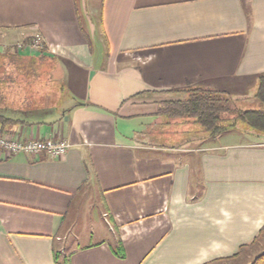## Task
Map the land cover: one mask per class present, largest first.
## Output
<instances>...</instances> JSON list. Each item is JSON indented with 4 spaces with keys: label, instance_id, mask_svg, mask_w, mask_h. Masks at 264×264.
<instances>
[{
    "label": "crops",
    "instance_id": "obj_1",
    "mask_svg": "<svg viewBox=\"0 0 264 264\" xmlns=\"http://www.w3.org/2000/svg\"><path fill=\"white\" fill-rule=\"evenodd\" d=\"M96 1L85 22L77 0H0V30L39 35L55 63L45 101L17 103L1 136L71 144L0 151V264L237 261L264 238V135L212 137L160 111L187 88L264 109V0ZM91 198L108 235L83 244Z\"/></svg>",
    "mask_w": 264,
    "mask_h": 264
},
{
    "label": "trees",
    "instance_id": "obj_2",
    "mask_svg": "<svg viewBox=\"0 0 264 264\" xmlns=\"http://www.w3.org/2000/svg\"><path fill=\"white\" fill-rule=\"evenodd\" d=\"M45 54V51H41V55ZM18 70L14 76L2 72L4 76L0 78V136L3 135L6 125L20 123V121L13 119V116L18 115V112L13 110L17 107V103L23 105L40 95L44 97L45 94L42 91L47 86V82L35 85L33 87L34 91L30 89L31 84H25L28 89L25 87V90H27L25 94L24 88H21L19 83H24L22 77H30L28 75L29 70L27 71L23 67H18ZM45 76L48 77V72ZM38 77L39 74L37 76L35 74V78ZM32 92L34 94H31ZM185 93L187 95L180 100L166 102L160 111V115L167 118V120L176 119L199 124L212 137L222 135L235 128L239 122H244L251 130L264 135V109L240 110L231 99L208 89L187 88ZM257 99L264 105V75L260 77ZM122 251V247L119 246L115 253L119 257H124ZM59 258L58 256L56 258L58 264H69L68 259H63L60 262ZM250 264H264V253L256 256Z\"/></svg>",
    "mask_w": 264,
    "mask_h": 264
},
{
    "label": "rangeland",
    "instance_id": "obj_3",
    "mask_svg": "<svg viewBox=\"0 0 264 264\" xmlns=\"http://www.w3.org/2000/svg\"><path fill=\"white\" fill-rule=\"evenodd\" d=\"M95 1L96 0H77L81 15L85 19V22H87V17L82 13L83 4L85 3V9H87L88 15L91 16V13H94L96 15L98 13L99 5H96L97 1ZM25 36L26 35L22 33V31L0 30V78L4 76L3 73L14 76L19 71L18 67H23L25 70H29L28 75H30V77H22L24 83H19V85H21V88H24L25 90V87L27 89V86H25V84L29 83L31 84L30 89L34 91L33 87L35 85H40L42 82H47V76H45V74L47 72L50 73V71L54 72L53 69L55 68V63L51 61L53 59H50L47 54L41 55V51H45L46 53V49L45 47L37 48L35 46V43L37 42L36 36L29 38H26ZM35 74L36 76L39 74V77L35 78ZM34 79L36 80L35 82ZM16 87H18V85H16ZM57 87L61 88L62 86L61 84L60 86L57 84ZM27 90H25V94ZM46 92L47 94H49V91L47 89ZM31 94H34V92H32ZM47 94H44V97H46ZM51 94L55 96L53 90L51 91ZM65 94L66 92H64V95ZM44 97H41L40 95L38 97L39 102L45 101ZM67 97L68 96L65 95L64 99H61V101L59 102L60 106H62V103H64L66 99H68ZM238 125L240 127H246V124L244 122H239ZM247 129L253 131L250 128ZM90 200L91 201L89 203V208L86 209L85 207L84 209L79 210L78 214L76 215L74 224L75 235H77V237L81 239L80 243L83 244L89 241L91 237L90 235L94 231V229L97 230L100 237L108 235L106 234L107 230L104 219L102 218V215L100 213L101 207L97 206L96 200H93V198H91ZM93 241H98V235L94 236ZM262 253H264V238L258 243L257 247L248 251L247 254H243V256H241V258L237 261H228L219 264H250L256 256Z\"/></svg>",
    "mask_w": 264,
    "mask_h": 264
},
{
    "label": "built area",
    "instance_id": "obj_4",
    "mask_svg": "<svg viewBox=\"0 0 264 264\" xmlns=\"http://www.w3.org/2000/svg\"><path fill=\"white\" fill-rule=\"evenodd\" d=\"M35 46L37 48L44 47L42 38L38 35ZM34 46V44H33ZM71 144L66 140H21L11 136H0V151L16 155L23 153L31 156H39L42 154H48L52 157H62L67 154Z\"/></svg>",
    "mask_w": 264,
    "mask_h": 264
}]
</instances>
